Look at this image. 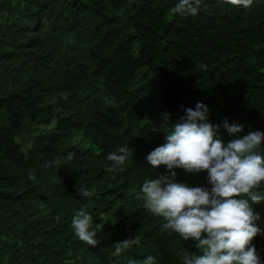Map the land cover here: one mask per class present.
<instances>
[{
	"label": "trees",
	"instance_id": "1",
	"mask_svg": "<svg viewBox=\"0 0 264 264\" xmlns=\"http://www.w3.org/2000/svg\"><path fill=\"white\" fill-rule=\"evenodd\" d=\"M178 2L0 0V264H128L148 255L183 264L202 254L162 231L163 218L135 196L146 179L169 174L146 157L197 102L225 145L264 132V0L249 9L200 0L196 16L173 14ZM224 121L243 131L229 135ZM125 146L130 160L108 172L107 155ZM172 171L177 183L211 187L207 172ZM81 186L94 195L80 196ZM252 207L262 230L252 246L264 264V202ZM80 209L102 225L95 248L71 227ZM135 236L138 246L113 255Z\"/></svg>",
	"mask_w": 264,
	"mask_h": 264
},
{
	"label": "clouds",
	"instance_id": "2",
	"mask_svg": "<svg viewBox=\"0 0 264 264\" xmlns=\"http://www.w3.org/2000/svg\"><path fill=\"white\" fill-rule=\"evenodd\" d=\"M223 4L249 9L253 0H223ZM200 0H179L171 9L173 14L196 16ZM208 108L197 102L195 109H185L186 115L165 133L166 143L156 147L146 157L153 168L166 166L169 174L156 179H146L135 198L143 207L165 221L161 230L178 234L184 241L192 240L200 255H184L183 264H262L252 241L262 230L256 225L260 219L253 205L264 202L259 189L264 182V155L260 147L264 132L252 131L230 140L226 145L219 136L220 125L207 122ZM169 114H164L167 126ZM223 128L231 136L243 131L242 126L223 122ZM133 150L120 147L107 155L108 172L124 165ZM71 160L74 154L69 153ZM207 172L210 189L189 187L176 182V172ZM29 178L35 177L29 172ZM80 196L89 199L94 191L81 186ZM71 227L79 241L95 248L102 231L101 224L93 225V218L80 209L71 219ZM141 237L129 238L115 244L114 256L120 257ZM128 264H156L148 255L143 261L129 259Z\"/></svg>",
	"mask_w": 264,
	"mask_h": 264
}]
</instances>
